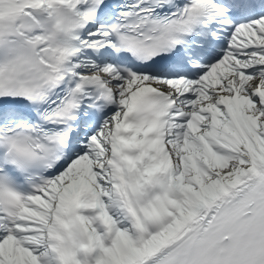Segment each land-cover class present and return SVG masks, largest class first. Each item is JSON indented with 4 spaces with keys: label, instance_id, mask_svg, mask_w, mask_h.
<instances>
[{
    "label": "snow or ice",
    "instance_id": "obj_1",
    "mask_svg": "<svg viewBox=\"0 0 264 264\" xmlns=\"http://www.w3.org/2000/svg\"><path fill=\"white\" fill-rule=\"evenodd\" d=\"M0 264H264V0H0Z\"/></svg>",
    "mask_w": 264,
    "mask_h": 264
}]
</instances>
